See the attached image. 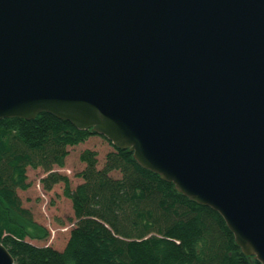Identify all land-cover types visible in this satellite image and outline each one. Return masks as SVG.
<instances>
[{
	"label": "water",
	"instance_id": "obj_1",
	"mask_svg": "<svg viewBox=\"0 0 264 264\" xmlns=\"http://www.w3.org/2000/svg\"><path fill=\"white\" fill-rule=\"evenodd\" d=\"M42 111L131 149L264 264V0H0V118Z\"/></svg>",
	"mask_w": 264,
	"mask_h": 264
},
{
	"label": "trees",
	"instance_id": "obj_2",
	"mask_svg": "<svg viewBox=\"0 0 264 264\" xmlns=\"http://www.w3.org/2000/svg\"><path fill=\"white\" fill-rule=\"evenodd\" d=\"M96 134L48 111L0 118V240L17 264H250L218 211L189 200L128 147L110 141L101 166L98 151L84 148L73 187L56 166ZM29 168L46 173L47 190L63 183L72 202L76 223L63 250L28 241L48 237L19 195L31 185Z\"/></svg>",
	"mask_w": 264,
	"mask_h": 264
},
{
	"label": "rangeland",
	"instance_id": "obj_3",
	"mask_svg": "<svg viewBox=\"0 0 264 264\" xmlns=\"http://www.w3.org/2000/svg\"><path fill=\"white\" fill-rule=\"evenodd\" d=\"M87 147L98 151L101 166L107 151L112 149L113 145L108 138L96 134L84 142L69 147L70 152L66 157L65 166H56V169L70 175L73 187L82 181L76 172L85 166V162L80 159V152ZM45 174L41 168H29L28 175L31 185L27 189H19L23 205L32 211L37 224L48 232L47 239L29 238L28 241L38 246L51 245L58 250H63L76 223L72 202L64 195L63 183L55 184L50 190L44 188L41 178Z\"/></svg>",
	"mask_w": 264,
	"mask_h": 264
}]
</instances>
